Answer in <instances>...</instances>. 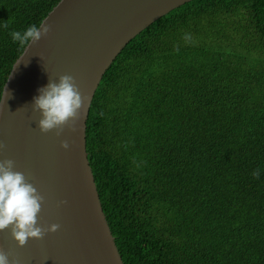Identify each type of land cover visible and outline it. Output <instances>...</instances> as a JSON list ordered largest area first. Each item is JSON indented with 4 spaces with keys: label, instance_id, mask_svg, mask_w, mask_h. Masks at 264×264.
I'll list each match as a JSON object with an SVG mask.
<instances>
[{
    "label": "trees",
    "instance_id": "obj_1",
    "mask_svg": "<svg viewBox=\"0 0 264 264\" xmlns=\"http://www.w3.org/2000/svg\"><path fill=\"white\" fill-rule=\"evenodd\" d=\"M59 2L0 0V101L11 32ZM87 150L125 264H264V0H192L134 37Z\"/></svg>",
    "mask_w": 264,
    "mask_h": 264
},
{
    "label": "water",
    "instance_id": "obj_2",
    "mask_svg": "<svg viewBox=\"0 0 264 264\" xmlns=\"http://www.w3.org/2000/svg\"><path fill=\"white\" fill-rule=\"evenodd\" d=\"M192 0H60L44 18L47 35L26 45L0 101V160L43 195L38 224L60 227L24 246L0 231V248L19 264H125L101 202L87 150L91 105L108 68L125 46L153 22ZM62 74L75 78L84 110L58 136L41 132L33 97ZM6 93V95H5ZM5 95V97H4ZM4 101V102H3ZM70 124L72 121L69 122ZM68 141L67 149L61 141Z\"/></svg>",
    "mask_w": 264,
    "mask_h": 264
},
{
    "label": "clouds",
    "instance_id": "obj_3",
    "mask_svg": "<svg viewBox=\"0 0 264 264\" xmlns=\"http://www.w3.org/2000/svg\"><path fill=\"white\" fill-rule=\"evenodd\" d=\"M49 31L50 25L43 22L32 24L23 32L12 31L11 36L14 43L23 47L29 42H38ZM38 93L33 97L32 108L40 113L37 120L39 130L44 133L55 130L59 136L64 126L68 125L75 131V121L84 110L86 99L81 95L75 78L70 74H62L58 81L50 79L46 86L38 89ZM61 146L67 149L68 141L62 140ZM5 148L6 145L0 141V151ZM43 201V195L27 181L25 175L14 170L12 159L0 160V231L9 229L21 247L29 238L42 239L46 233L57 231L60 227L58 224L53 223L47 227L38 224ZM9 256L10 253L0 248V264H19L17 259L10 260Z\"/></svg>",
    "mask_w": 264,
    "mask_h": 264
}]
</instances>
